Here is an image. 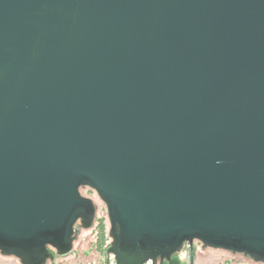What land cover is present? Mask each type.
Segmentation results:
<instances>
[{"label":"water","instance_id":"95a60500","mask_svg":"<svg viewBox=\"0 0 264 264\" xmlns=\"http://www.w3.org/2000/svg\"><path fill=\"white\" fill-rule=\"evenodd\" d=\"M84 186L117 264L264 262V0H0V252L70 253Z\"/></svg>","mask_w":264,"mask_h":264},{"label":"rangeland","instance_id":"374dc122","mask_svg":"<svg viewBox=\"0 0 264 264\" xmlns=\"http://www.w3.org/2000/svg\"><path fill=\"white\" fill-rule=\"evenodd\" d=\"M81 193L94 200L96 205V217L94 224L91 227L85 228L82 226V222L78 221L75 228L80 227V231L76 233V239L73 242V249L70 253L65 255H60L56 250L54 251V258H50L46 264H105V252L98 245V233H99V223L101 220H104L106 225V234L108 241L106 245L112 241L110 235V220L108 214V208L106 203L101 199L97 191L89 186H84L81 188ZM105 245V246H106ZM208 250H217L221 251V257H218L222 264H232L237 263L239 256L241 253H232L231 251L224 250V249H217L212 247H207L203 245L200 241H195L194 247L192 248V255L193 264H196L194 259L201 253H204ZM7 258L10 260L9 264H22L21 260L18 259L16 256L13 255H4L0 252V258ZM253 259V258H252ZM254 260V259H253ZM257 262V261H256ZM259 264H264V262H258ZM183 264H186V260H183ZM204 264H217L213 262H209L206 259ZM247 264V263H244ZM253 264V262H251Z\"/></svg>","mask_w":264,"mask_h":264},{"label":"crops","instance_id":"0c3cea01","mask_svg":"<svg viewBox=\"0 0 264 264\" xmlns=\"http://www.w3.org/2000/svg\"><path fill=\"white\" fill-rule=\"evenodd\" d=\"M234 253V252H232ZM236 254V253H234ZM224 254H221V251H217V250H208L204 253H201L200 255H198L196 257V259H194L196 264H204V262L207 260H209V262H213L217 264H222L219 260H217L218 257H221ZM240 255H244V256H239L238 258V262L237 263H232V264H251V262H253V264H259L258 262H256L255 260H253L250 256L246 255V254H240ZM10 260H8L7 258H0V264H9ZM18 264V263H17Z\"/></svg>","mask_w":264,"mask_h":264},{"label":"built area","instance_id":"2783aa9c","mask_svg":"<svg viewBox=\"0 0 264 264\" xmlns=\"http://www.w3.org/2000/svg\"><path fill=\"white\" fill-rule=\"evenodd\" d=\"M109 246H108V248H109ZM108 248H107V250H108ZM107 250L105 252V259H106L105 264H117L115 255L114 254H108ZM179 256H180L182 262H183V260H186V264H193L192 247H190V245L188 243H186L184 245L183 251L180 253ZM145 264H154V261L149 260Z\"/></svg>","mask_w":264,"mask_h":264},{"label":"trees","instance_id":"16d2710c","mask_svg":"<svg viewBox=\"0 0 264 264\" xmlns=\"http://www.w3.org/2000/svg\"><path fill=\"white\" fill-rule=\"evenodd\" d=\"M108 241L107 234H106V225L104 220H101L99 223V233H98V245L101 249L107 250L108 246L110 244L106 245V242ZM106 245V246H105ZM192 255L193 252H192Z\"/></svg>","mask_w":264,"mask_h":264}]
</instances>
